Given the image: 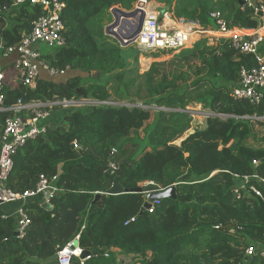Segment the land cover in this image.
Wrapping results in <instances>:
<instances>
[{"label": "trees", "instance_id": "1", "mask_svg": "<svg viewBox=\"0 0 264 264\" xmlns=\"http://www.w3.org/2000/svg\"><path fill=\"white\" fill-rule=\"evenodd\" d=\"M63 1L61 19L66 43L44 57L54 67L68 68L61 77L73 74L56 80L44 73L31 87L21 82L8 65L1 89L4 103L13 106L21 102L89 98L97 103L92 109L74 107L52 112L46 121L47 133L29 140L14 155L8 182L13 190L34 189L41 174L57 175L62 190L49 208L39 200L26 205L31 224L24 239L15 237L14 217L0 221V264H24L29 254L46 258L56 251L57 245L64 246L77 235L85 251L102 253L84 264L244 263L246 246L264 243V200L236 199L231 173L258 169L264 173V147L250 144L256 138L253 124L264 125V121L245 118L262 115L264 101L253 104L235 99L231 89L240 84L242 67L255 65L254 56L234 48L228 38L213 45L208 38L197 40L191 52L178 51L166 60V70L175 74H182L195 58L201 63V79L194 81L184 94L177 83L179 77H165L157 69V61L153 62L141 76L156 78L161 74L160 83L146 90L145 96L138 82L131 91L123 84L122 98H155L158 93L159 97L147 102V106L184 107L193 101L229 117H209L207 129L196 127L177 145L173 140L190 128L188 114L160 109L141 138L139 132L151 118V108L134 101L121 103L114 97L124 77L136 75L134 57L140 47L135 43L122 46L105 29L113 7L131 10L139 0ZM159 1L164 3L162 10L204 27L215 26L210 15L213 11H220L230 27L258 30L261 26L260 18L246 0ZM43 12L42 5L30 1L16 5L15 0H0V46L19 43ZM13 114L12 110L0 111V130ZM52 118L58 124L51 123ZM256 159L261 160L258 168L253 165ZM110 161L119 163L115 174L108 171ZM117 176L128 190L145 188L146 181L163 189L175 185L178 198L162 200L161 215H157V207L153 212L141 213L143 192L108 193ZM97 193H101L99 198ZM150 215L159 217L158 225L150 223ZM35 229L41 230L43 236L59 237L30 249L37 237ZM112 248L119 249V254L132 255V259H120ZM74 264L83 263L75 259ZM250 264H264V257L255 256Z\"/></svg>", "mask_w": 264, "mask_h": 264}, {"label": "built area", "instance_id": "2", "mask_svg": "<svg viewBox=\"0 0 264 264\" xmlns=\"http://www.w3.org/2000/svg\"><path fill=\"white\" fill-rule=\"evenodd\" d=\"M25 1H30L34 5H42L44 12L33 22L31 30L24 33L19 43L10 46L1 45L0 56L12 60L9 65L13 67L15 76L21 82L35 87L37 79L43 73L55 77L65 75L68 71V68L60 69L50 65L38 46L40 43H46L57 49L66 43L63 33L64 23L61 19V11L65 2L63 0H15V4L20 5ZM246 2L254 8L255 14L264 22V1L246 0ZM136 7L144 10L146 15L141 30L133 38V43L146 50L178 51L190 46L191 38L200 37L199 34H206L209 40L211 37L217 36V42L222 38H228L234 48L242 53L253 55L256 60L255 65L242 67L240 84L231 89V95L235 99H246L253 104H260L264 101V51L261 50V47L264 46V33L260 31V28L247 30L239 26L230 27L220 11H213L210 14L215 20V26L204 27L199 22L178 18L172 11L162 10L157 2L150 1L149 3L146 0H139ZM261 12L263 13L262 16L259 15ZM130 19L129 24L134 26L136 17ZM211 41L212 44L217 43L214 40ZM7 72L0 69V111L12 110L14 114L6 118L2 130H0V221L10 216L14 217L15 237L24 239L28 235L31 224V217L26 205L36 200L41 203H50L62 189L57 184V175L41 174L34 189L25 192L13 190L8 182L14 168V155L29 140L47 133L48 123L46 121L51 116L54 107L61 104L64 107H72L77 102L59 99L30 103L21 102L13 106H6L1 89L4 86ZM88 104L91 103L88 102ZM223 116L229 117V115ZM245 118L252 121H264V113L262 115H248ZM260 164L261 160L253 161L254 168H258ZM118 168L119 163L117 161L109 162L108 171L111 174H115ZM231 175L234 180L233 193L236 199L260 197L264 200V173H260L259 169L244 174L233 172ZM144 185L148 187L157 184L153 181H146ZM143 193L145 201H147L151 192ZM160 203V200H156L152 203L151 208L146 211H155ZM6 206L13 207L9 211L1 213V209ZM134 219L132 218V220ZM79 239L80 235H77L74 240L58 247L56 264H74L75 259H79L84 264L93 257L102 254L99 251H88L84 257L85 250L79 245ZM114 249L116 248H112L111 251ZM104 255L108 257L109 252ZM255 256L264 257V243L246 246V260L241 264H250V260Z\"/></svg>", "mask_w": 264, "mask_h": 264}, {"label": "rangeland", "instance_id": "3", "mask_svg": "<svg viewBox=\"0 0 264 264\" xmlns=\"http://www.w3.org/2000/svg\"><path fill=\"white\" fill-rule=\"evenodd\" d=\"M146 1L149 3H150V1H152L154 3L157 2L158 5L160 6V8L163 7L162 5H164V3H160L159 0H146ZM137 3L135 4L134 8H136ZM117 7H119V6H117ZM166 7H169V3H166ZM133 9H131V10H133ZM125 10H128V9H125ZM112 19L114 21L113 14L106 21L105 29L107 28L108 25H110L113 22ZM263 28H264V22L261 21L260 31L264 32ZM119 29H120V32H122L123 30L125 31L123 25H121V27L118 28L117 30H119ZM199 35H200V37L196 38V36H194L193 38H191L190 46L185 47L184 49H181L178 51H180L181 54L184 52L185 53L191 52V50L194 49V43L197 40H199L201 38H207L206 34H199ZM211 40H214V42L216 43L218 41V37L217 36L211 37V39L209 40L210 44H212ZM38 46L44 54L50 53V52L55 50L54 48L50 47L46 43H40V44H38ZM178 51H170V50L154 51V50H146L145 48L140 47V52H138V54H136L134 57V62L136 60V64H134L136 67V71H137L136 75L135 74H127L124 77V80L121 83V85L118 87V89L114 93V97H116L121 103L134 101L135 103L139 104L140 106L142 105L145 108H151V118L146 122L144 128L142 130H140V132H139V135L141 138L145 137L147 129L150 128V125L153 123V121L156 117V112L160 109L163 111H167V112L181 111V112H185L188 114V118L190 119V128L187 131L179 134L177 136V138L175 140H173L172 143L177 144V145L181 144V141L190 133L191 130H195L196 127H201L204 124V119L206 117H208V119H209V117H213V116H219L222 119L227 118V117H224L223 114H219V115H217L216 113L214 114L207 107H204L203 104H201L199 102H193V101L187 102L186 106H184V107L179 106V105L172 106V107H168L166 105L157 106L155 104H153L152 106H147L146 105L147 102H150V101H152V99H156L159 97L158 93H157L155 98L148 96V97H142V99H139L136 97H132L131 99H124L121 97L120 92H121V88H122L123 84L128 85V89L131 91L132 86H134L136 84V82H138L139 85H141V87L143 88L142 95L145 96L146 90L148 91V89H151V87H153L154 85L156 86L157 84L160 83V81L162 80L161 74L157 75L156 78L141 76L150 69L152 63L155 61H157V63H156L157 69L160 72H164L165 77H170V79L173 76L179 77V79L177 80V83L180 84V93L181 94L182 93L183 94L188 93V91H189L188 89H191L193 87L194 81L201 79V77L203 75V74L200 75L198 73V69L201 67V63L198 61L197 58H195V60L192 63H190L189 65H187L183 68L182 74H175L171 70L167 71L166 70L167 69L166 60H168L169 58H172L173 56L175 57V53ZM130 59H133V58H129V60ZM9 61L10 60L8 58L0 56V69H4L6 66H8ZM72 74H73L72 72L68 73V75H72ZM82 75L85 77L87 76L86 74H82ZM66 77L55 76V77H51V78L56 79V80H65ZM132 92L135 93L134 90ZM139 92H141V90H139ZM74 101L77 102V103H75L74 106L64 107L61 104V105H58V106H60L58 109H55V107H54L52 112L56 113L58 111L68 110V109H71L74 107H84L85 109H92V107H93L92 105H94L92 103H97V101H95L91 98L74 100ZM88 102H90L91 104H88ZM253 130L256 133V138L253 140H250V144L254 145L255 147H264V125L254 123L253 124ZM132 138L134 140L135 134L132 135L131 139ZM158 186L161 187V185H158ZM161 214H162V207L160 205H158L157 206V215H161ZM158 222H159V217L154 216V215H150V223L152 225L156 226V225H158ZM34 234H36L37 237L35 238V240L32 243H30V247H29L30 249H33L36 245H41L43 243V241H45V240L48 241V243L50 244L52 242V240L59 237L57 235L55 236V234H53L51 237L43 236L41 230H38V229H35ZM72 240H74V238L71 239L70 241H72ZM58 247H59V245L56 246V251L46 258H40L38 255L33 256V255L29 254V256L26 259V261L24 262V264H52V263H56V252L58 250ZM112 252L118 253V257L120 259H125L126 261H129L132 259V255L125 256V255L119 254V252H120L119 249H114Z\"/></svg>", "mask_w": 264, "mask_h": 264}, {"label": "water", "instance_id": "4", "mask_svg": "<svg viewBox=\"0 0 264 264\" xmlns=\"http://www.w3.org/2000/svg\"><path fill=\"white\" fill-rule=\"evenodd\" d=\"M112 14L114 17V21L110 25L107 26L106 34L116 38L122 46H126V45L133 43V38L138 34V32L141 30L143 26L145 15H146L145 11L141 10L138 7L134 8L133 10H125L121 7L116 6L112 8ZM259 15L262 16L263 13L261 12L259 13ZM131 17L132 18L136 17V23L133 28L127 29L126 27H128ZM121 25L124 26L125 31L123 30L122 32H120L117 29H115V27L120 28ZM125 39H128V41H125ZM208 121H209L208 117H206L204 119V124L201 126L202 130L207 129L209 125ZM192 133H194V130H191L189 134H192ZM146 191L151 192V195L149 199L144 202L141 213H143L145 210L150 209L152 206V203L155 202L156 200L162 201L166 199H177L178 198L175 185L165 188V189H161L160 186L158 185H151L145 188H137L134 190H128L122 187L118 176L115 178V181L113 185L111 186V188L109 189L108 193L116 195L120 193L146 192ZM100 195L101 193H97L96 198H99ZM43 206L46 208L51 207L49 203H43ZM87 254L88 252L84 251L83 256L85 257Z\"/></svg>", "mask_w": 264, "mask_h": 264}, {"label": "crops", "instance_id": "5", "mask_svg": "<svg viewBox=\"0 0 264 264\" xmlns=\"http://www.w3.org/2000/svg\"><path fill=\"white\" fill-rule=\"evenodd\" d=\"M11 61H12V60H11ZM11 61H9L8 64H10ZM8 64H7V65H8ZM51 123H57L56 120H55V118H52ZM57 124H58V123H57ZM12 207H13V206H6V207L2 208V209H1V213H2V212H7V211H9V209L12 208Z\"/></svg>", "mask_w": 264, "mask_h": 264}, {"label": "bare ground", "instance_id": "6", "mask_svg": "<svg viewBox=\"0 0 264 264\" xmlns=\"http://www.w3.org/2000/svg\"><path fill=\"white\" fill-rule=\"evenodd\" d=\"M149 7L151 6V5H148ZM134 26H131L130 24H128V27H126L127 29L129 28V29H131V28H133ZM118 31H120V29L118 30ZM264 33V32H263Z\"/></svg>", "mask_w": 264, "mask_h": 264}]
</instances>
